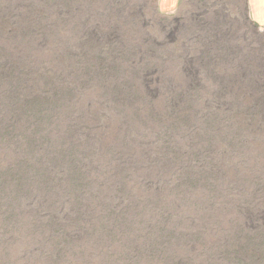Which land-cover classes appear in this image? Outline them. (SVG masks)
<instances>
[{
    "label": "rangeland",
    "instance_id": "1",
    "mask_svg": "<svg viewBox=\"0 0 264 264\" xmlns=\"http://www.w3.org/2000/svg\"><path fill=\"white\" fill-rule=\"evenodd\" d=\"M157 4L0 0V264H264V26Z\"/></svg>",
    "mask_w": 264,
    "mask_h": 264
},
{
    "label": "bare ground",
    "instance_id": "2",
    "mask_svg": "<svg viewBox=\"0 0 264 264\" xmlns=\"http://www.w3.org/2000/svg\"><path fill=\"white\" fill-rule=\"evenodd\" d=\"M180 0H177V5ZM248 12L252 21L258 25L264 26V2L261 0H247ZM158 6V4H157ZM178 7V6H177Z\"/></svg>",
    "mask_w": 264,
    "mask_h": 264
},
{
    "label": "clouds",
    "instance_id": "3",
    "mask_svg": "<svg viewBox=\"0 0 264 264\" xmlns=\"http://www.w3.org/2000/svg\"><path fill=\"white\" fill-rule=\"evenodd\" d=\"M177 10V0H158V12L162 15L172 16Z\"/></svg>",
    "mask_w": 264,
    "mask_h": 264
},
{
    "label": "crops",
    "instance_id": "4",
    "mask_svg": "<svg viewBox=\"0 0 264 264\" xmlns=\"http://www.w3.org/2000/svg\"><path fill=\"white\" fill-rule=\"evenodd\" d=\"M261 1H263V2H264V0H261Z\"/></svg>",
    "mask_w": 264,
    "mask_h": 264
}]
</instances>
